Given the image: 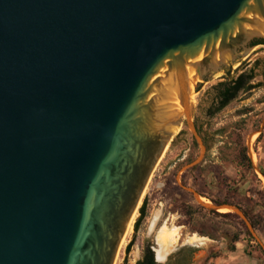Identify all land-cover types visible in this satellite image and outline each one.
<instances>
[{"label": "water", "instance_id": "95a60500", "mask_svg": "<svg viewBox=\"0 0 264 264\" xmlns=\"http://www.w3.org/2000/svg\"><path fill=\"white\" fill-rule=\"evenodd\" d=\"M253 40L264 0H0V264H113L182 119L203 159L189 102Z\"/></svg>", "mask_w": 264, "mask_h": 264}, {"label": "rangeland", "instance_id": "374dc122", "mask_svg": "<svg viewBox=\"0 0 264 264\" xmlns=\"http://www.w3.org/2000/svg\"><path fill=\"white\" fill-rule=\"evenodd\" d=\"M253 61L255 88L240 93L208 117L207 110L215 106L212 86L234 77L240 69L253 68ZM189 103L190 122L204 146L203 159L198 165L185 168L198 158L200 148L182 119L141 196L138 208L145 200V218L135 232L137 208L113 264L123 262L125 247L132 239L126 264H135L145 245L159 263L188 247L199 250L192 264H264V45L223 65L213 78L201 84ZM190 191L197 198L207 199L209 205H236L251 230L238 216L209 213ZM163 225L175 228L178 237L165 258L158 260L156 234ZM132 233L134 237L130 239ZM192 236L197 240H192Z\"/></svg>", "mask_w": 264, "mask_h": 264}, {"label": "trees", "instance_id": "16d2710c", "mask_svg": "<svg viewBox=\"0 0 264 264\" xmlns=\"http://www.w3.org/2000/svg\"><path fill=\"white\" fill-rule=\"evenodd\" d=\"M255 44H263V40L254 41L252 45ZM254 65H256V61L253 63V68L249 69L248 71H243L242 73L235 75L234 77L227 78L226 80L219 82L212 86V89L215 91V97L212 108L207 110L208 117H212L215 113L219 112L223 109L227 104H229L232 100H234L240 93L248 92L250 89L255 87L254 85L250 84L251 80L253 79V69ZM181 133V132H180ZM264 176V173L262 172ZM214 203V202H213ZM236 206V205H235ZM145 209H146V202L143 200L141 206L138 208V217L134 222L133 228L136 232L138 227L140 226L142 220L145 218ZM211 214L220 215L223 217H235L237 215L232 213H225V214H217L214 211H209ZM133 239L126 245L125 247V258L121 264H126V255L130 252V249L133 244ZM191 250V249H190ZM153 253L150 249L145 247L141 260H138L135 264H153ZM178 263V262H177ZM174 262L173 264H177Z\"/></svg>", "mask_w": 264, "mask_h": 264}, {"label": "bare ground", "instance_id": "6f19581e", "mask_svg": "<svg viewBox=\"0 0 264 264\" xmlns=\"http://www.w3.org/2000/svg\"><path fill=\"white\" fill-rule=\"evenodd\" d=\"M176 131L177 130H175V132ZM142 194H143V192H142ZM197 201L200 202V203H204L206 205L210 204L209 201L207 199H204V198H198ZM138 206H139V204H138ZM217 211L220 212V213H227V212L230 211V209L228 207H226V206H221V207L217 208ZM135 212L133 213V215H132V217H131L128 225H127V229H126V231H125V233H124V235H123V237H122V239H121V241L119 243L118 248H120L121 244L124 241V238H125L126 234L130 231ZM177 237H178V235H177V232H176L175 228L169 229V228L166 227V225H163V226H161L159 228V230L157 231V234H156V243H157L156 256H157L158 260H163L165 258V256L171 250L170 249L171 246H173V244L176 242ZM192 240H197V237L192 236ZM118 248H117V250H118ZM116 253H117V251H116ZM115 256H116V254H115Z\"/></svg>", "mask_w": 264, "mask_h": 264}, {"label": "flooded vegetation", "instance_id": "af4514ba", "mask_svg": "<svg viewBox=\"0 0 264 264\" xmlns=\"http://www.w3.org/2000/svg\"><path fill=\"white\" fill-rule=\"evenodd\" d=\"M254 41H257V40H253V41H251L249 44H248V47L250 48V49H254V48H256V47H258V46H263V44H255V45H252L253 44V42ZM255 61H253V63H254ZM247 67H249V65L247 66ZM243 71H245V70H238V72L236 73V76L238 75V74H240V73H242ZM254 80V77H253V79L251 80V82H250V84H252V85H254L253 83H252V81ZM255 87H253L252 89H250L249 91H251V90H253ZM198 131V130H197ZM199 133V132H198ZM145 247L147 248L148 246L147 245H145V246H143V249H142V253H143V251H144V249H145ZM149 248V247H148ZM150 249V248H149ZM151 251V250H150ZM198 251L199 250H193V249H191L190 250V248H188V247H182V248H180L176 253H175V255H173L172 257H170L168 260H166V262L165 263H159V262H156L155 260H154V257H153V259H152V262H153V264H173L174 262H178L177 264H192L193 262H194V259H195V257H196V253H198ZM142 253H141V255H140V257L136 260V262L138 261V260H141V257H142ZM135 262V263H136Z\"/></svg>", "mask_w": 264, "mask_h": 264}]
</instances>
